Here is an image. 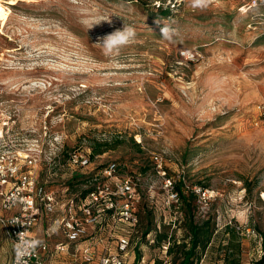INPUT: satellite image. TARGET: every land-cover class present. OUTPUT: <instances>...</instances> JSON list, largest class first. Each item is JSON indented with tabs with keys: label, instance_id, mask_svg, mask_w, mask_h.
<instances>
[{
	"label": "rangeland",
	"instance_id": "obj_1",
	"mask_svg": "<svg viewBox=\"0 0 264 264\" xmlns=\"http://www.w3.org/2000/svg\"><path fill=\"white\" fill-rule=\"evenodd\" d=\"M148 2L0 0V120L19 111L21 136L43 145L38 181L57 196L69 187L80 197L111 182L101 169L119 164L115 177L135 184L138 213L137 224L119 229L130 242L124 264H171L155 233L179 241L183 235V215L176 203L166 204L152 154L164 156L168 176L185 194L207 192L193 203L195 222L208 219L216 229L201 264H221L216 248L226 225L241 243L240 264H256L264 251V125L257 115L264 103V9L249 0H209L193 9L187 0L168 19ZM124 24L137 39L105 55L96 43ZM165 25L176 30L173 41L161 38ZM53 135L62 136V149L49 161ZM102 142L111 149L81 170L89 182L71 180L65 152L89 154ZM99 227L97 235L108 233ZM242 229L255 238L241 236ZM11 253L0 227V264Z\"/></svg>",
	"mask_w": 264,
	"mask_h": 264
},
{
	"label": "built area",
	"instance_id": "obj_2",
	"mask_svg": "<svg viewBox=\"0 0 264 264\" xmlns=\"http://www.w3.org/2000/svg\"><path fill=\"white\" fill-rule=\"evenodd\" d=\"M148 1L156 12H168L169 18L187 3V0ZM249 7L264 9V0H249ZM182 56L189 60L196 57L192 52H182ZM16 113L19 111L13 110V116L7 117L5 122L0 120V227L12 246L7 264H48L45 256L51 253L69 254L72 258L69 264H90L94 260L97 264H124L130 242L126 232L120 233L119 229L127 224H137L133 181L128 176L115 177L117 165L109 163L101 174L111 182L95 186L85 198L70 194L67 188L63 190L64 195H55L53 189L38 181L37 167L43 162V145L37 139L21 136ZM257 115L264 125V103L257 105ZM43 133L46 135L45 131ZM61 137H50L52 153L49 161L61 154ZM89 155L79 150L68 152L64 166L71 172L83 170L91 163ZM163 157L152 154L150 160L154 172L162 180L169 205L176 203L178 196ZM191 192L202 200L207 198V192L200 188H193ZM45 218H59L58 225L66 243H49L37 238L35 230ZM102 224L108 233L97 235ZM239 234L255 238L250 229H242ZM103 240L107 244L114 241L115 251L107 248L98 255L96 246ZM261 258H264V251L260 249L258 260Z\"/></svg>",
	"mask_w": 264,
	"mask_h": 264
},
{
	"label": "trees",
	"instance_id": "obj_3",
	"mask_svg": "<svg viewBox=\"0 0 264 264\" xmlns=\"http://www.w3.org/2000/svg\"><path fill=\"white\" fill-rule=\"evenodd\" d=\"M156 13H160L163 16L165 15V18L170 19L168 12L160 11ZM110 149L111 147L106 142L97 143L92 147L90 152L91 155H89V157L93 160L95 156L101 155ZM65 153L66 159L68 152ZM115 163L118 172L120 171V166L117 162ZM101 170H103V168ZM80 171L81 170L74 172L71 180H80L79 183H88L89 179H91V175L81 174L82 172ZM94 188L96 187L93 186L84 190L80 195V198H85V196H87ZM174 190L177 193L178 198L173 207H178V213L183 215V235L179 241L176 240L174 233L168 236V234L163 231L159 233L156 232L154 236L155 243L158 246H160L162 242L167 243L166 255L171 257V264H201L204 258H206L208 254H211L210 252L214 249L213 240L216 236V229L208 219L200 224L195 222L193 203L196 196L193 192L185 194L182 191V185L180 182L179 184L174 183ZM136 215H138V213H136ZM222 234L224 238L216 248V252L218 253L217 260L220 261L221 264H240L241 243H239L236 231L234 228L230 227V225H226L222 230ZM144 235L146 238V236L149 235V232H144L143 236ZM159 263L160 262L157 261L155 264ZM262 263H264V258H261L256 264Z\"/></svg>",
	"mask_w": 264,
	"mask_h": 264
},
{
	"label": "clouds",
	"instance_id": "obj_4",
	"mask_svg": "<svg viewBox=\"0 0 264 264\" xmlns=\"http://www.w3.org/2000/svg\"><path fill=\"white\" fill-rule=\"evenodd\" d=\"M188 3L193 9H197L206 7L209 0H188ZM176 35V30L168 25L161 28V38L164 40L173 41ZM136 39L137 32L135 28L124 24L122 29H116L112 33L107 34L102 38L101 42L96 44L102 47L105 55H118L122 48L130 45Z\"/></svg>",
	"mask_w": 264,
	"mask_h": 264
},
{
	"label": "crops",
	"instance_id": "obj_5",
	"mask_svg": "<svg viewBox=\"0 0 264 264\" xmlns=\"http://www.w3.org/2000/svg\"><path fill=\"white\" fill-rule=\"evenodd\" d=\"M45 218L44 221L41 222V224L36 228L35 234L38 239L40 240H47L49 243H66V240L62 234V231L60 230V227L58 225V219L56 218ZM100 243H102L100 241ZM100 243L96 246V252L97 254H101L104 249L109 248V243L105 246H101ZM12 254V253H11ZM46 262L48 264H69L72 260L71 256L69 254H53L45 256ZM90 264H97V261L94 260V262Z\"/></svg>",
	"mask_w": 264,
	"mask_h": 264
}]
</instances>
